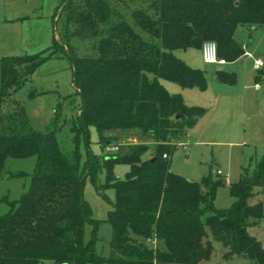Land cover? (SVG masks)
<instances>
[{
    "label": "trees",
    "instance_id": "obj_1",
    "mask_svg": "<svg viewBox=\"0 0 264 264\" xmlns=\"http://www.w3.org/2000/svg\"><path fill=\"white\" fill-rule=\"evenodd\" d=\"M63 3L64 40L100 37L94 55L80 57L68 42L63 48L53 39L41 52L0 59V175L9 159L35 157L28 191L0 215V264L102 261L93 253L94 234L83 243L84 226L96 228L99 222L91 217L82 194L86 177L95 181L102 169L104 187L115 192L104 220L111 229L106 262L200 264L210 258L213 242H218L226 249L225 258L264 264L261 244L247 233V227L262 217L264 159L249 175L227 185L231 206L215 208V190L226 185L224 179L205 176L192 182L170 171L175 144L204 110L186 106L159 82L205 89L204 71L191 68L173 51L200 50L203 42L213 41L218 58L235 61L243 54V44L234 40V31L264 24V0H148L146 9L129 10L132 25L107 0ZM59 51H66L71 84L79 97L78 113L68 127L73 135L69 153L60 149L55 126L47 132L31 129L22 106L2 112L10 89H20L40 64ZM24 62L30 65L18 72ZM215 75L222 83L235 82L232 73ZM261 77L264 65L255 80ZM90 126L102 149L110 146L118 151L102 159L88 156L81 168L77 145L81 137L87 141ZM130 131L149 138L153 154L146 156L149 149L144 142L121 148L120 135ZM114 163L128 166L123 180L112 173ZM258 192L263 193L262 201L249 203Z\"/></svg>",
    "mask_w": 264,
    "mask_h": 264
},
{
    "label": "rangeland",
    "instance_id": "obj_2",
    "mask_svg": "<svg viewBox=\"0 0 264 264\" xmlns=\"http://www.w3.org/2000/svg\"><path fill=\"white\" fill-rule=\"evenodd\" d=\"M63 2L64 0H0V59L41 52L51 46L53 39L58 46L63 48L68 42L69 45L77 49V54L80 57L94 55L100 37L87 41L75 38L69 41L64 40L66 9L63 7ZM107 2L114 6L130 25L132 22L129 10L146 9L148 5V0H118L117 3L107 0ZM135 31L141 37L148 39V36L138 28H135ZM233 38L238 44H246V51L264 65V24L255 27L251 33L247 28L239 26L235 29ZM173 54L182 61L188 54H192L196 69L205 73L206 87L203 90L181 88L176 83L164 80H160V84L169 94H178L183 102L185 101L186 106L203 109L204 114L213 105L220 104L222 106L223 101L228 100L227 111L229 110L231 120V122L228 121L231 126V134L230 137H226L222 141L235 144L229 147V151L225 145L219 147L203 144L199 148L196 147L195 151H193L195 147L187 146L184 149L177 145L169 157L170 168L180 176L189 177L191 181H200L205 176L217 178V164L218 168L224 172L222 178L228 176L235 183L237 178L234 173L230 169L228 172L226 171L228 152H232L234 157L237 155L243 159V164L239 169L240 176L249 175L255 164L264 159L263 77L259 79L262 85L261 89L255 92L252 88L253 76H256L258 72L253 71L251 59L239 57L233 62H227L223 67L224 70L227 69L231 71L229 73L235 75V82L222 86L225 88L222 92L214 85L213 70L217 67L204 64L198 50H175ZM29 65L30 62L21 63L17 69L18 72L28 68ZM71 80L72 69L66 51H59L40 64L29 76V79L22 82L20 89H10L11 95L4 102L2 112L3 114L11 113L14 109L22 106L31 129L47 132L55 126V137L60 149L69 153L73 148V135L69 132L68 127L76 117L79 106V97L75 95ZM20 82L21 80H19ZM182 89L184 92L192 90L190 95L186 94L185 100L183 94H180ZM55 110L57 111L56 115H54ZM126 134L120 135V138L124 140L121 142L123 143L121 148H128L144 142L149 149V154L146 156L153 154L154 144L149 138L137 132ZM77 148L81 168L88 156L102 159L111 154L110 146L102 149L93 126L88 128L87 141H84L82 137L79 138ZM34 165L35 157L14 158L7 161L3 173L0 175V215L6 213L10 209V204L16 202L28 191ZM111 171L116 177L123 180L128 166L124 163H114ZM105 174L106 171L102 169L97 173L95 181L86 177L82 193L83 199L90 207L91 217L99 222L96 228L87 224L83 230L84 244H87L94 234L93 253L102 258L98 264H111L105 261L109 254L111 229L104 220L107 218L111 203L114 202L115 192L112 188L104 187ZM262 199L263 193L258 192L249 200V203L254 204ZM232 201L227 186L216 188L213 199L215 208H229ZM247 233L259 241L264 250V205H262L261 221L247 227ZM213 247L210 258L200 264H252L242 257H223L226 249L218 242H213ZM86 264L94 263L87 260Z\"/></svg>",
    "mask_w": 264,
    "mask_h": 264
},
{
    "label": "crops",
    "instance_id": "obj_3",
    "mask_svg": "<svg viewBox=\"0 0 264 264\" xmlns=\"http://www.w3.org/2000/svg\"><path fill=\"white\" fill-rule=\"evenodd\" d=\"M252 31L253 30H248L249 33H251ZM243 45H245V47H246V44H243ZM187 50H185V51H187ZM198 51L200 53V50H198ZM192 56H193L192 54H188L184 58V61L187 63V65L189 64L190 66H193L194 69H196V67H195L196 65H194L195 64L194 63L195 60H193ZM226 64L225 65H221V66L213 65V66L217 67V68H215L213 70V72H214L213 78H214V81H215L214 85H215V87L217 89H220L221 91L223 89H225L224 87H222V86H225V83H222V82L217 80L215 72H217V71H224V72H227V73L231 72V71H228L227 69L224 70L223 67L226 66ZM259 70L260 69H254L253 68V71H255V73L258 72ZM253 80H254V84L252 85V88L254 89L255 92H258L261 89V86L264 85V83L261 85L259 80L258 81L255 80V76H253ZM263 80H264V78H263ZM170 89L173 90V88H170ZM184 90H188V89H184ZM190 91H192V90L184 92L183 89H182L180 94L181 95L183 94L182 96H183L184 100L186 98L185 97L186 94L190 95L192 93ZM227 102H228V100H224L222 106H220V104L219 105L217 104V106H215L216 105L215 104V105H213V107L208 108L207 111L205 112V114L201 118H199L197 120V123L195 124V126L193 128H191V129H187L185 131L184 135L179 137V141L176 143V146L179 145V146H181L184 149H186L187 146L188 147L189 146L190 147H195V148H193V151H195L197 149L196 147L199 148L203 144L212 145V146H219V147L225 145V146L228 147V151H229V147L231 145H234L235 143H233V142H223L222 141V139H224L226 137H230V134H231V128H230L231 126H230V124L228 122V121L231 122V120L229 118V110L227 111V107H228L229 103L227 105ZM133 132L134 131L123 132L121 135H125L126 133L131 134ZM180 140H182V141H180ZM122 142H124V140ZM152 144H154V143H152ZM242 164H243V159L240 156L236 155L234 157L232 152H228V154H227V168H226V171L228 172V169H230V171L234 173L235 178H237L236 182L242 177V176H240L241 174H240V171H239V169L241 168ZM170 171L173 172L171 170V168H170ZM219 172H221V173H219ZM223 174H224V172L221 171L218 168V165L216 164V175H218L219 178L224 179L225 184H226L225 186H227L230 183L233 184V181L230 178H228V176H224V178H222ZM184 178L187 181H191L189 179V177H187V176H185ZM192 182H196V181H192Z\"/></svg>",
    "mask_w": 264,
    "mask_h": 264
},
{
    "label": "built area",
    "instance_id": "obj_4",
    "mask_svg": "<svg viewBox=\"0 0 264 264\" xmlns=\"http://www.w3.org/2000/svg\"><path fill=\"white\" fill-rule=\"evenodd\" d=\"M243 54L241 57L252 60V66L254 69H260L263 67V63L259 59H255L248 51H246L245 45H242ZM200 54L202 62L208 65H225L227 62L221 58H218L216 51V44L213 41H205L202 43L200 48ZM110 153L118 151V147H111ZM165 157V155H163Z\"/></svg>",
    "mask_w": 264,
    "mask_h": 264
},
{
    "label": "water",
    "instance_id": "obj_5",
    "mask_svg": "<svg viewBox=\"0 0 264 264\" xmlns=\"http://www.w3.org/2000/svg\"><path fill=\"white\" fill-rule=\"evenodd\" d=\"M176 118H178V116H176Z\"/></svg>",
    "mask_w": 264,
    "mask_h": 264
}]
</instances>
